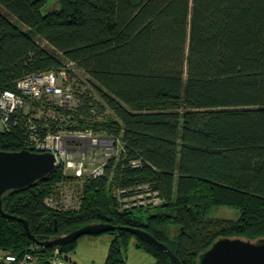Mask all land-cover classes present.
Listing matches in <instances>:
<instances>
[{"label": "trees", "instance_id": "obj_1", "mask_svg": "<svg viewBox=\"0 0 264 264\" xmlns=\"http://www.w3.org/2000/svg\"><path fill=\"white\" fill-rule=\"evenodd\" d=\"M51 1L57 6L44 11ZM68 61L102 101L92 104L88 88L78 94L83 110L72 111L68 129L119 138L122 159L111 176L108 166L83 178L76 210L45 201L68 178L57 165L5 192V212L25 218L40 241L93 222L142 228L183 264H197L218 237H264V0H0V91ZM97 105L111 117L97 119ZM30 113L0 130V149L26 148ZM143 185L162 200V210L145 218L136 207L119 210L108 192L112 186L127 198ZM222 204L238 207L239 218L207 217ZM107 232L116 235L106 262L126 264L120 244L135 234ZM135 237L158 264H171ZM76 240L58 246L63 258ZM31 246L44 257L55 247L33 243L21 221L0 214V250L20 254Z\"/></svg>", "mask_w": 264, "mask_h": 264}, {"label": "rangeland", "instance_id": "obj_2", "mask_svg": "<svg viewBox=\"0 0 264 264\" xmlns=\"http://www.w3.org/2000/svg\"><path fill=\"white\" fill-rule=\"evenodd\" d=\"M57 6L55 1H51L46 5L44 11L48 9H53ZM44 43V42H42ZM73 66V65H71ZM75 70L72 72L73 76L77 78L78 82L83 83L86 88L89 89L88 93L90 92V97L92 104L97 102L100 104L102 101L98 94L92 88V85L89 81V77L81 71L79 68L74 66ZM94 103V104H95ZM69 108L67 110H59L60 114H65L63 120L58 119V116H54L55 110H57V98L52 96H43L39 100H32L28 97L25 98V104L17 109L16 115L20 113H27L31 112L29 117L30 121L36 122L38 125H43L44 122H50L52 124L50 129L53 131L54 129L63 130L68 129L69 123L73 120L72 118V111L73 112H80L83 110L79 107V101L76 98H72L69 100ZM76 109H74V107ZM32 107V108H31ZM73 108V109H71ZM84 108V107H83ZM95 108V113L97 112L96 118L103 119L106 117H111L112 113L108 109V107L104 108V105L99 106L97 105ZM59 109V108H58ZM89 115L88 113H86ZM53 122V123H52ZM80 127V125H79ZM78 127V128H79ZM3 129V125L0 122V130ZM95 134H102L100 131H94ZM114 145L110 148V145ZM68 147H66V156L68 158L73 159L75 162L81 159V156L84 154L85 160L90 163V161L96 164H99L103 158H105V170L107 172V167H110L109 176H111L112 169L115 163L122 159V142L118 141L114 143L108 144L109 147H97V146H90L87 142H79L76 143L75 140L69 142ZM104 152H111L113 153L110 157L107 155L102 157V153ZM96 155V157H95ZM104 160V159H103ZM64 169V168H63ZM64 174L68 177L66 180L55 185L52 191L45 196V201L50 206H58L65 210H76L79 208L80 200H81V192H82V185L84 180L82 178L74 177L72 174V169H64ZM72 177V179H70ZM147 186H141L138 193L134 194L131 197H128V205L127 209L136 207L135 214L137 216H141L143 218L147 217L149 214H155L162 210L160 204L162 200L154 196L151 191H147ZM108 192L110 197L117 202V207L119 210L125 209L123 198L121 197L120 190L109 186ZM151 206L150 208H147ZM140 208V209H138ZM138 211V212H137ZM240 216V209L235 206L231 205H215L211 207L207 212V217H217V218H224L228 220H237ZM178 227L172 228L173 236L178 233ZM115 233L110 232H103L99 234L93 235H82L77 238L74 248L70 251L65 253L64 255L69 258L75 264H108L106 262V258L108 255L109 247L111 241L115 237ZM144 245V244H143ZM145 246V245H144ZM146 247V246H145ZM56 248L58 249V253L56 252ZM122 257L125 260L126 264H158L156 257L146 250L143 247L138 246L137 238L135 235H130L126 241H122L120 244ZM8 252V251H3ZM47 256H38L36 258V264H49L46 262V258H57L62 259V255L59 252L58 247H54L52 249H48ZM70 261V262H71ZM160 261L163 264H169L168 261L165 259L160 258Z\"/></svg>", "mask_w": 264, "mask_h": 264}, {"label": "built area", "instance_id": "obj_3", "mask_svg": "<svg viewBox=\"0 0 264 264\" xmlns=\"http://www.w3.org/2000/svg\"><path fill=\"white\" fill-rule=\"evenodd\" d=\"M73 65V66H71ZM74 62L68 61L56 69H51L43 72H34L26 74L15 81V90L4 89L0 91V122L3 129L10 126V121L14 117L17 119V109L25 104V98L28 97L32 100H39L43 96H52L57 98V108L59 110H67L69 100L76 98L81 94L86 86L77 81L73 76L75 73ZM77 71V70H76ZM77 106L74 107L76 109ZM73 109V108H71ZM26 114V112H25ZM58 119L63 120L65 114H55ZM72 122H75L72 120ZM75 140L76 143L87 142L90 146L109 147L108 144L112 142L117 143L119 138L102 134H95L90 127L84 129H63L52 131L49 128V123L45 122L42 126L34 121L27 122L26 134L24 137V145L27 149L37 152H52L56 157V164L62 165L64 169H72L74 176L78 178H96L104 173L105 158L99 164H94L85 160L84 154L80 160L76 162L66 156V147L68 141ZM112 148L114 145H110ZM114 148V147H113ZM123 148V147H122ZM113 153L104 152V155L110 157ZM96 157V155H95ZM124 207L128 205V197L123 198ZM37 247L31 248L20 254H13L10 252H3L0 250V264H36V258L39 256L35 253ZM58 249L56 248V252ZM61 259L48 258L49 264H59Z\"/></svg>", "mask_w": 264, "mask_h": 264}, {"label": "water", "instance_id": "obj_4", "mask_svg": "<svg viewBox=\"0 0 264 264\" xmlns=\"http://www.w3.org/2000/svg\"><path fill=\"white\" fill-rule=\"evenodd\" d=\"M56 166V157L52 152H37L27 148L20 150L0 149V214L21 221L33 243L58 247L75 241L82 235L124 229L142 238L163 253L171 264H183L177 254L164 242L138 227L93 222L47 240L40 241L35 238L30 233L25 218L9 214L3 210L2 196L8 190L23 188L44 178ZM197 264H264V237H258L254 240L230 236L218 237L208 248L198 254Z\"/></svg>", "mask_w": 264, "mask_h": 264}, {"label": "crops", "instance_id": "obj_5", "mask_svg": "<svg viewBox=\"0 0 264 264\" xmlns=\"http://www.w3.org/2000/svg\"><path fill=\"white\" fill-rule=\"evenodd\" d=\"M32 108V107H31ZM71 260H67L65 258H62L61 259V262L59 264H75L73 263L72 261L70 262Z\"/></svg>", "mask_w": 264, "mask_h": 264}]
</instances>
